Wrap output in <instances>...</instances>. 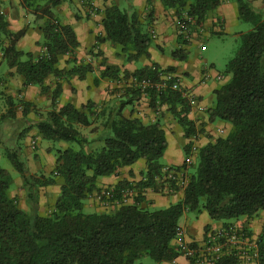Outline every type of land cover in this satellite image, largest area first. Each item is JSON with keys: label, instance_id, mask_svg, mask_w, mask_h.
Here are the masks:
<instances>
[{"label": "trees", "instance_id": "16d2710c", "mask_svg": "<svg viewBox=\"0 0 264 264\" xmlns=\"http://www.w3.org/2000/svg\"><path fill=\"white\" fill-rule=\"evenodd\" d=\"M66 0H21L22 5L36 15L43 29V45L47 54L35 58L23 52L18 44L26 29L13 31L2 11L0 0V48L9 67H16L25 77L26 85L47 89L45 81L50 75L62 77L77 74L84 79L94 71L90 63H77L70 70L59 69L60 57L72 53L79 41L70 25L61 24L54 8ZM165 7L173 8L179 16L183 10L202 24L208 15L226 0H161ZM238 4L240 19L252 23L243 32L236 55L225 67L229 80L215 91V103L208 110L211 120L229 122L232 127L226 136L202 146L197 153V168L188 174L182 200L168 207L150 209L142 206V192L164 178L168 186L181 189L163 172V157L167 138L160 120L143 123L139 118H123L122 106L110 112L105 126L109 133L100 150L87 152L88 139L77 125L91 124L95 114L94 103L81 109L71 102L48 112L46 119L37 123L44 139L77 143L56 149V172L64 179L54 209L47 215L29 213L19 207L9 195L13 182L11 173L0 165V264H135L150 256L157 262L172 261L182 254L173 244L181 217L187 211L205 210L213 220L231 221L241 217H254L264 210V13L255 8L251 0H234ZM103 25L106 31L101 41L121 44L129 59L149 56L153 36L144 28L137 10L129 12L119 5L105 8ZM180 37V36H179ZM182 44H190L180 37ZM172 55L186 60L188 51L178 47ZM70 60V59H69ZM158 65L144 66L125 77L137 79L157 77ZM168 70H174L168 68ZM120 68L106 65L102 77L117 79ZM98 81V80H96ZM131 90V91H130ZM127 96L138 97L141 92L130 87ZM62 84L57 82L53 101L61 95ZM152 104L157 99L168 103L173 115L191 137L197 133L188 117L191 106L176 90L152 89ZM25 133V132H24ZM20 136L18 138L21 139ZM191 147L185 148L186 160ZM5 155L29 185V197L34 198L39 184L53 182L50 177L28 174L22 159V148H5ZM139 158L147 161L144 177L137 182L134 202L114 206L104 211L85 212V202L97 190L100 177L117 174L123 166L132 165ZM182 166L173 169L186 168ZM163 185V184H162ZM133 188L128 180L115 186L116 196ZM259 260L264 264V228L258 236ZM233 256H223L215 264H236ZM190 264H194L191 260Z\"/></svg>", "mask_w": 264, "mask_h": 264}, {"label": "crops", "instance_id": "0c3cea01", "mask_svg": "<svg viewBox=\"0 0 264 264\" xmlns=\"http://www.w3.org/2000/svg\"><path fill=\"white\" fill-rule=\"evenodd\" d=\"M1 1V8L9 28L13 31L26 29L19 41V49L30 52L35 58L43 55L46 51L43 45V29L36 22V15L26 9L21 0ZM94 2L98 8L96 16L89 14V7L84 0H66L54 8L58 21L61 24L70 25L79 41V46L72 53L60 57L58 68L70 70L75 64L72 59H76L78 64L90 63L94 71L87 74L84 79L77 74L62 77L50 75L45 81L47 89L38 85H26L25 77L17 72L16 67L7 65L0 48V158L4 148L18 146L22 148L20 144L22 140H25L23 154L28 174L53 179L51 183L34 187L37 193L34 198H31L28 195L29 185L25 183L23 176L14 166L16 172L14 175L7 169L13 178L9 195L17 200L20 208L29 213L47 215L54 209L60 196L64 179L55 170V150L67 148L69 144L59 141L58 147L52 143L42 145L44 138L37 128V123L46 119L49 111L58 109L67 102H71L79 109L89 102L95 104L93 107L95 114L90 118L91 124L76 126L88 139V143L84 146L87 152L100 150L104 145V137L109 133L105 122L110 112L117 111L125 100L127 104L122 107L123 118H139L145 124L159 119L167 138V149L163 156L168 158L167 162H162L164 173H167L171 167L182 166L185 161L187 173H189L188 168L196 165L199 149L218 136H226L232 127L229 122L211 120L208 114V110L215 103L214 91L227 82L230 76L226 74L225 68L224 71L218 70L214 62L207 65L202 61L206 60L203 57V51L208 46L212 34L233 33L235 38H238L243 32L250 30L243 29L240 25L241 19L236 1L223 2L202 23L203 32H196V37L190 44H182L176 25L178 15L175 9L165 7L161 0H127L130 6L129 12L137 10L144 28L151 35L153 32L155 34L153 43L149 47L150 55H141L137 59H129L121 44L99 40L106 35L103 25L106 6L119 5L120 0H94ZM251 2L255 8L264 13V0H251ZM178 47L186 48L188 51L186 60L173 57L172 52ZM191 49H194L195 53L192 56H190ZM153 64L158 65L159 68H173L176 73L180 72L183 85L192 89L200 102L206 106L207 111L191 108L188 113V117L194 122L197 130L195 135L191 137L185 135L183 126L171 112L168 103L157 99L152 104L149 95L141 94L138 97H131L129 93L127 96L131 87L129 81L132 77H125L124 72L132 73L136 69ZM106 65L120 68L117 79L102 77ZM219 76L223 78L220 79ZM57 82L62 84V92L54 102L53 91ZM20 134L22 136L20 138L24 139L18 140ZM34 140L36 144L33 143ZM187 145H190L191 151L186 160ZM172 148L177 149V158L170 156ZM147 168V161L139 158L132 165L121 167L117 174L100 177L97 181L98 189L94 190L86 200L85 207L90 209V212L112 209L114 206L105 208L101 204L98 194L105 188L114 189L123 180L131 183L136 195L135 185L144 177ZM157 187L158 189L149 187L142 192V206L165 208L184 197L183 188L176 190L169 187L164 178L158 180ZM134 201L131 197L130 203ZM229 223L226 225L223 221L214 222L208 213L202 210L194 219L187 218L186 222L179 221V226L184 230V240L193 246H204L213 231L231 225L245 228L251 237L258 239L264 228V210L254 217H241ZM173 244L177 246L176 238ZM158 264H190V261L181 254L172 261L158 262Z\"/></svg>", "mask_w": 264, "mask_h": 264}, {"label": "built area", "instance_id": "2783aa9c", "mask_svg": "<svg viewBox=\"0 0 264 264\" xmlns=\"http://www.w3.org/2000/svg\"><path fill=\"white\" fill-rule=\"evenodd\" d=\"M84 1L89 7V14L96 16L98 8L94 0ZM176 25L179 36L186 42H192L196 37V32H203L202 24H198L196 18L189 14L187 10H183L177 17ZM152 36H155L154 32ZM44 54H47V48ZM154 69L157 71L156 78L144 77L137 79L132 77L129 81L131 87L137 88L143 95H149L152 89L176 90L188 101L191 108L207 111L206 106L200 102L194 91L183 85L181 76L175 71L164 68ZM219 78L221 79L223 76H219ZM33 143L36 144V141L34 140ZM167 178L184 188L188 182L187 168H169ZM134 191L133 188H127L118 197L114 189L105 188L98 194V200L105 208L120 206L121 204L130 203ZM184 236V230L179 226L176 234L177 247L182 255L190 262L193 260L194 264H215L223 256L235 257L236 264H260L258 240L251 237L245 228L231 225L217 229L209 235V239L204 246L189 245L184 240Z\"/></svg>", "mask_w": 264, "mask_h": 264}, {"label": "rangeland", "instance_id": "374dc122", "mask_svg": "<svg viewBox=\"0 0 264 264\" xmlns=\"http://www.w3.org/2000/svg\"><path fill=\"white\" fill-rule=\"evenodd\" d=\"M119 6L123 9V10H130V6L129 3L127 2V0H120L119 2ZM240 25L243 26V29H251L252 28V23L250 22H246L241 20L240 21ZM237 27V26H236ZM153 43V41H152ZM208 46L206 47V49L203 51V57L206 59L202 62H206L207 65H211L213 62L216 64V68L218 70H223L225 68V65L227 64V62L232 59L236 53L239 50L240 47V37L235 38V36L233 35V33L227 34V33H218V34H212L210 36L209 42L207 44ZM190 52V51H189ZM194 53V49H191V55L192 56ZM179 73V74H178ZM177 74L180 75V72H178ZM181 76V75H180ZM182 78V76H181ZM24 138H21V140ZM23 142L20 144L22 146V159L24 161H26L25 156L23 154V144L25 143V140H22ZM47 143H52L55 147H58V142H53L47 139H42V145H45ZM69 145L75 147V148H79L80 146L77 143H68ZM103 145V143L101 144V146ZM3 155L0 158V165L2 167H4L5 169H8L13 175L16 173L14 170V167L11 163V161L8 159V157L5 155V148L3 149ZM177 149L172 148L171 150V155L172 157H176L177 158V153H176ZM55 154H56V150H55ZM167 158L168 157H162L161 158V162H167ZM198 163L196 162V165L188 168L189 169V173H192L196 170ZM158 207H150V209H157ZM85 212H90L91 210L88 209L87 207L84 208ZM201 211H188L187 213H185L182 218H181V222H186L187 218L190 219H194L197 215L200 214ZM213 220V219H211ZM214 222L218 221V220H213ZM135 264H158L157 261H155L152 257L150 256H145L139 260H137V262Z\"/></svg>", "mask_w": 264, "mask_h": 264}]
</instances>
